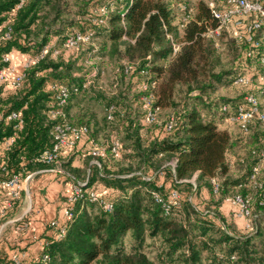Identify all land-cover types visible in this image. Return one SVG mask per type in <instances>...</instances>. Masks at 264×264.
<instances>
[{
  "label": "trees",
  "instance_id": "trees-1",
  "mask_svg": "<svg viewBox=\"0 0 264 264\" xmlns=\"http://www.w3.org/2000/svg\"><path fill=\"white\" fill-rule=\"evenodd\" d=\"M70 1L25 0L19 6L21 0H0V70L9 65L4 56L13 50L32 58L20 85L0 87V179H22L62 161L73 182L64 206L72 208V216L62 213L49 223L55 233L45 237L30 264H43L44 254L48 264H264V136L257 141L250 135L252 120L246 131L231 119L239 106H248V95L259 100L264 95V85L253 82L255 71H248L254 62L264 68V22L248 30L257 14L242 17V24L234 16L230 24L241 30V52L227 73L213 70L212 39L224 35L227 26L218 35L208 34L221 20L207 0H84L82 5L75 0L77 10ZM213 1L220 10L230 7L228 0ZM253 1L264 6V0ZM78 32L92 36L68 47L67 38ZM250 34L258 45L248 40ZM107 61L115 64L114 86L121 76L126 86L105 103L109 126L104 129L82 101L92 98L87 82ZM227 75L238 92L212 97L215 84ZM244 75L249 83H236ZM179 85L200 102L182 104L175 116L160 122L159 110L177 105ZM62 86L67 96L60 103ZM144 96L157 110L153 122L147 120ZM94 98L102 100L98 94ZM259 108L264 112L261 102ZM60 109L63 113H56ZM13 112L16 118L9 117ZM63 121L88 127L84 138L89 159H95L90 172L88 162L72 166L80 142L63 148L58 162L35 159L53 146L55 126ZM226 122L236 124L240 134L223 128ZM8 138L13 142L6 147ZM114 140L120 142L118 155ZM99 148L105 155L93 153ZM234 149L243 151L235 160ZM77 184L80 195L70 200ZM173 191L179 197H172ZM237 195L249 199L251 224L244 229L221 209L226 201L235 208L230 213L239 215V206L227 200ZM0 264L20 263L0 251Z\"/></svg>",
  "mask_w": 264,
  "mask_h": 264
},
{
  "label": "crops",
  "instance_id": "crops-1",
  "mask_svg": "<svg viewBox=\"0 0 264 264\" xmlns=\"http://www.w3.org/2000/svg\"><path fill=\"white\" fill-rule=\"evenodd\" d=\"M16 52L18 51H11L13 54ZM21 55L18 60L23 58V61L30 57L26 53ZM226 126V123L222 124L223 128ZM87 149L89 144L86 138H83L74 153L72 166L85 167L88 162L86 167L90 172L95 159H89ZM231 153L235 160L243 151L234 149ZM61 163L58 162L56 167L31 171L25 175L21 180L22 190L19 198H11L9 190L0 192V251L13 259L19 257L20 264H30L39 256L43 250L45 237L55 233L49 223L57 217L62 218V210L66 198L72 192L73 182L68 171L61 167ZM221 209L236 227L241 229L246 227L244 217L236 212L230 213L235 210L231 203L225 201Z\"/></svg>",
  "mask_w": 264,
  "mask_h": 264
},
{
  "label": "built area",
  "instance_id": "built-area-1",
  "mask_svg": "<svg viewBox=\"0 0 264 264\" xmlns=\"http://www.w3.org/2000/svg\"><path fill=\"white\" fill-rule=\"evenodd\" d=\"M25 0H21V3ZM230 7L226 10H220L217 8L216 3L213 0L209 1V6L212 9L214 15L218 17L221 20V24L215 28L211 29L208 34L211 36L220 34V30L223 26H228L230 23L233 22L234 16H238V19L234 21L236 24H242V17H245L249 15L250 13H256L257 16L252 20L250 25L248 26V30L259 28L263 22H264V6L258 2L253 0H228ZM9 36V33L6 34ZM92 32L89 33H81L78 32L75 35H71L66 40V45L70 48L77 47L81 41H87L91 38ZM248 40L253 41L254 44L258 45L259 41L255 40L253 38V35L250 34L248 36ZM178 46L175 44V50H177ZM46 50H43L39 57H42L45 54ZM250 54V52H249ZM12 53H8L4 56V60L9 63L8 66L4 67L0 70V87L5 84L6 82H10L13 86H18L22 83L25 72L24 69L30 65L32 62V58L27 59L23 64L22 68L18 69V67L13 64L12 62ZM264 62V57H263ZM264 78V77H263ZM250 79L248 76H239L236 79V83H249ZM90 83L89 81L87 84ZM146 87V86H145ZM60 98L62 99L60 103H63L64 99L67 96V89L62 86L61 92L59 94ZM145 100V107L147 108V120L150 122H153L157 118V110H153L150 107V98L147 96H144ZM248 106H239V110L231 119L234 121H237L240 126L248 131L249 129V123L254 118L257 117L260 120L264 121V112L260 110L259 104L260 100L259 97L251 94L246 97ZM56 113H63L62 109L57 110ZM10 118H16L17 114L13 112L10 116ZM174 120L173 118L167 122V128L171 129L173 127ZM88 127L87 126H81L77 127L72 125L68 121H63L62 123H58L55 126V132L54 137L55 141L51 148L44 150L39 156H37L35 159L37 161H43L47 163L52 162H58L60 160V155L63 148H73L78 145L79 142L83 140L85 135L88 133ZM13 142L12 138H8L5 141L6 147H9ZM112 150L113 152L118 155L120 151V142L118 140H114L112 143ZM94 154H100L105 155V148H99L93 151ZM264 156V152L262 153ZM2 151H0V159L2 157ZM1 167V165H0ZM255 170H258V167H255ZM21 177L19 175H14L11 178L8 179H0V190L4 188H8L11 194V198L15 199L19 197L21 190H22V181ZM218 185L216 184V188ZM81 192V186L75 185L73 195L70 196V200H73L76 196L80 195ZM91 196L93 199L98 200V196L95 192H91ZM172 197L177 198L179 197V194L177 191L172 192ZM228 201H231L233 204H236L239 206V215L244 217L247 225L251 224V212L249 209V199H245L241 197L240 195H237L233 198H227ZM12 202V200H9ZM100 202L103 204V206L107 209L112 208V204L103 200H100ZM72 208L71 207H65L62 210V213L67 216H72ZM52 223H55L54 220ZM63 228L59 233L57 234V237L61 236L63 233ZM50 257L48 254H44L42 261L43 264H48ZM17 263L20 261L19 257H15L14 259Z\"/></svg>",
  "mask_w": 264,
  "mask_h": 264
},
{
  "label": "rangeland",
  "instance_id": "rangeland-1",
  "mask_svg": "<svg viewBox=\"0 0 264 264\" xmlns=\"http://www.w3.org/2000/svg\"><path fill=\"white\" fill-rule=\"evenodd\" d=\"M210 1V0H207ZM84 0H81V5L83 4ZM195 4V3H194ZM73 10H77V4H75V0H71L69 4ZM76 6V8H75ZM85 6V5H84ZM82 7V6H81ZM221 7H225V4L222 5ZM250 19V18H248ZM77 27V26H76ZM225 34L220 36L219 38H216L213 40L214 42V51L212 53V63H213V70L214 71H219L223 70L225 72H230L232 69V66L235 61V56L241 52V42L237 40L238 33L241 31L238 29L235 25L230 24L227 26V28H224ZM11 53V52H10ZM21 53L16 52L15 54L12 53V62L15 64L18 69L22 68V64L29 59V57H26L25 60L22 61L18 60L21 57ZM114 63H110L107 61V63L103 64V72L96 78L90 77L89 82V92L91 93V97H85L82 101V106H87L89 105L94 112L97 113L98 120L101 121L102 126H104V129L108 128L109 124L106 123L104 116H105V103L110 99V96H112L113 92L115 90H120L122 88H125L126 86V78L120 77L119 78V84L117 86H114V77H115V72H114ZM251 67L248 68V71H255V76L253 77L254 79V84L257 87H261L264 85V79H259L260 75H264V68L260 66L257 62L252 63L250 65ZM231 77L227 75L224 77V80L222 82H218L215 84V88L212 92V97H227V98H232V96L238 92V90L230 85L231 83ZM128 81V80H127ZM245 87H241L240 89L244 90ZM239 89V91H241ZM263 90V89H262ZM264 92V91H263ZM98 94L101 96L100 101L96 100L94 98V95ZM263 94V93H261ZM197 101V99H194L191 95L186 93V87L184 85H179L177 93L175 95V102L177 103L176 106H169L165 108H161L159 110V120L164 121L166 118L173 117L175 116V113H177L179 110L182 108V104H189V103H194ZM260 102L261 106L264 110V95L260 96ZM73 111L75 109L73 108ZM226 125L229 127L231 130L232 134L238 135L240 134V130L236 124H231L229 122H226ZM250 135L253 137L257 138V141H260L258 138L264 136V121H260L256 118L252 119L251 125H250ZM121 139L124 137L120 135ZM127 143V142H126ZM62 162V161H60ZM55 165V164H54ZM58 165V164H56ZM56 165L54 167H56ZM63 169L66 170L65 166H61ZM237 172H234L236 174ZM195 201L200 203V200L198 198H195ZM149 250H154V248H149ZM154 252H151V255H153ZM162 264V263H161Z\"/></svg>",
  "mask_w": 264,
  "mask_h": 264
}]
</instances>
